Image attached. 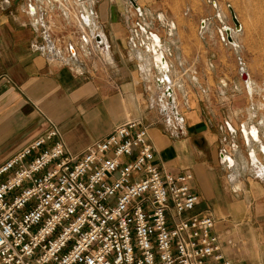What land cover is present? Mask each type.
<instances>
[{
  "label": "crops",
  "instance_id": "0c3cea01",
  "mask_svg": "<svg viewBox=\"0 0 264 264\" xmlns=\"http://www.w3.org/2000/svg\"><path fill=\"white\" fill-rule=\"evenodd\" d=\"M60 1L55 11L52 0H0V168L43 136L48 121L58 127L68 152L79 158L115 127L142 120L154 147L155 164L174 175L193 176L191 189L200 198L195 213L213 217V233L219 237L224 258L231 264H264V158L257 161L261 169L251 171L246 166L245 170L241 160L252 162V158L230 141L232 155L226 156L234 165L222 159V151H227L219 123L207 121L189 103L187 113L180 114L176 92L165 97L163 90L171 91L179 74L171 71L168 52L164 55L170 73L165 82L146 50L150 41L144 36L155 34L147 31L140 37L129 20L122 19L124 11H107L113 0L99 2L104 6L100 11L86 12L79 11L78 4L90 3V10L94 0ZM63 3H72L78 11H73L79 16L77 25ZM86 14L92 18L90 25L85 24ZM68 45L73 46L71 51ZM90 46L100 64L92 59ZM153 78L163 93L157 103L163 105L160 109L167 113L168 122L162 118L164 112L150 105L148 90L157 95L153 86L147 87ZM182 83V91L175 89L188 96ZM166 101L174 102L173 107ZM230 128L227 124L225 133H231ZM11 174L0 177V183Z\"/></svg>",
  "mask_w": 264,
  "mask_h": 264
},
{
  "label": "built area",
  "instance_id": "2783aa9c",
  "mask_svg": "<svg viewBox=\"0 0 264 264\" xmlns=\"http://www.w3.org/2000/svg\"><path fill=\"white\" fill-rule=\"evenodd\" d=\"M9 173L0 183V264H231L213 217L195 213L193 176L155 164L142 120L115 127L79 158L48 121L0 168Z\"/></svg>",
  "mask_w": 264,
  "mask_h": 264
},
{
  "label": "rangeland",
  "instance_id": "374dc122",
  "mask_svg": "<svg viewBox=\"0 0 264 264\" xmlns=\"http://www.w3.org/2000/svg\"><path fill=\"white\" fill-rule=\"evenodd\" d=\"M53 1L55 11H58L57 7L62 2ZM94 1L90 10L88 3L78 4L77 9L100 11L104 8L99 2L105 0ZM63 6L71 12L73 25H77L79 16L73 12H78L74 5L63 3ZM107 11H124L122 19L124 22L128 19L140 37L149 31L159 36L165 47H170L166 57L173 63L171 71L179 73L175 80L182 85L184 82L188 96L179 93L183 86H175L171 91L163 90L166 91L165 97L170 98L176 92L180 114L187 113L189 109L185 105L189 103L190 107L196 105L202 111L204 119L219 123V130L224 132L223 149L227 155H232V144L228 142L234 141L239 152L248 156V147L244 139L241 140V128L245 123L257 127L264 143V0H135L134 4L130 0H113ZM233 15L240 29H237ZM85 30L88 36L87 28ZM146 36L144 40L148 39ZM90 48L94 55V48ZM92 59L99 62L97 53ZM245 74L247 80L243 78ZM249 79L254 83L252 93L246 85ZM161 84L165 85L162 81ZM150 86L155 88L156 96L150 92ZM147 87L150 105L163 113L157 103L163 93L159 92L154 78ZM170 102L167 101L168 104ZM163 114L162 118L168 122L167 113ZM227 124L231 125L234 134L225 133ZM258 158L263 159L264 153Z\"/></svg>",
  "mask_w": 264,
  "mask_h": 264
},
{
  "label": "bare ground",
  "instance_id": "6f19581e",
  "mask_svg": "<svg viewBox=\"0 0 264 264\" xmlns=\"http://www.w3.org/2000/svg\"><path fill=\"white\" fill-rule=\"evenodd\" d=\"M69 1V0H68ZM89 2V0H88ZM93 3V2H92ZM90 4V3H89ZM82 5V4H80ZM85 11V10H84ZM87 11V10H86ZM85 11V12H86ZM87 15V14H86ZM161 17V16H160ZM90 19H92L91 17L89 18L88 15L85 17V24H89L90 25ZM163 20H165L163 18ZM81 24V27L84 28V25L82 23ZM175 25L174 23L172 24V28H174ZM98 30V29H97ZM148 41H150V44L148 46H146V50L147 52H149V56L150 58L152 59L153 63L157 66L159 65L160 69L162 70V77H163V80L168 81L169 80V76L168 74L170 73V69H169V65L167 62L164 63V59H165V55H164V52H168L167 50V47H164L163 44H162V41L161 39L157 36V35H153V36H149L148 37ZM86 45V44H85ZM85 52V51H84ZM142 52V51H141ZM87 53V52H85ZM139 55V54H138ZM144 55V54H142ZM142 57V56H141ZM148 57H146V59L144 61L147 62V64L149 63L148 62ZM143 60V59H142ZM143 61V62H144ZM152 67V66H151ZM147 68V67H146ZM149 68V67H148ZM146 71V70H145ZM159 71V70H158ZM152 75V74H151ZM149 75V76H151ZM170 76H173L170 74ZM173 78V77H172ZM195 81V80H194ZM182 84L178 81V80H174L173 81V84H171L172 87H177V88H182L181 86ZM248 86V89L249 91L252 93L254 88H253V85L254 83L252 82L251 79H249V82L246 84ZM174 90V89H173ZM175 94V93H174ZM174 96V95H173ZM176 96V95H175ZM174 99L176 97H173ZM173 99V100H174ZM176 100V99H175ZM162 102V101H161ZM167 102V101H166ZM166 104V103H165ZM178 105V104H177ZM161 106V105H160ZM163 106V105H162ZM161 106V107H162ZM167 106V105H166ZM173 107V105L171 106ZM178 107V106H177ZM163 108V107H162ZM164 110V109H163ZM168 112V111H167ZM176 116V115H175ZM173 119V118H172ZM173 122V121H172ZM174 124V123H173ZM242 129V136L245 141L244 144H246V146L248 147V158L250 159V157L252 158V162L251 160L250 161H246L245 158L244 160H241V161H244V162H241L242 165L245 167V170H246V166L249 167L251 169V171H253L254 169H257L261 167L257 166V161H258V155L263 153L264 152V143L262 142L261 140V137H260V134L257 130V127L255 125H252L251 123H245L243 128ZM228 157V156H226ZM243 157V156H241ZM241 159V158H240ZM237 160V159H236ZM226 161H227V158H226ZM239 162V163H240ZM229 164L230 166L231 165H234V162H231V159L229 160ZM250 164H252L253 166L250 167ZM239 166V165H238ZM241 167V166H240ZM248 169V168H247Z\"/></svg>",
  "mask_w": 264,
  "mask_h": 264
},
{
  "label": "water",
  "instance_id": "95a60500",
  "mask_svg": "<svg viewBox=\"0 0 264 264\" xmlns=\"http://www.w3.org/2000/svg\"><path fill=\"white\" fill-rule=\"evenodd\" d=\"M133 4L135 3V0H130ZM139 13H140V11H139ZM233 20H234V23H235V25H236V27H237V29H240L241 28V26L239 25V23H238V21H237V19H236V17L233 15ZM229 34V33H228ZM153 36V35H152ZM229 39H231L230 38V35H229ZM100 39H98V41H99ZM164 63H165V59H164ZM244 80H247V78H248V76L245 74L244 75ZM230 131H232L231 133H233L234 131L230 128ZM226 158L228 159V157H224V156H222V159H224V160H226ZM228 160H230V159H228Z\"/></svg>",
  "mask_w": 264,
  "mask_h": 264
}]
</instances>
